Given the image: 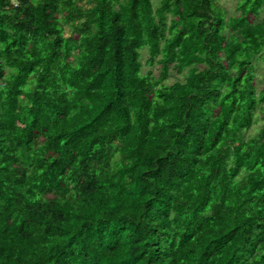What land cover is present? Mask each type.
I'll list each match as a JSON object with an SVG mask.
<instances>
[{"label":"trees","instance_id":"16d2710c","mask_svg":"<svg viewBox=\"0 0 264 264\" xmlns=\"http://www.w3.org/2000/svg\"><path fill=\"white\" fill-rule=\"evenodd\" d=\"M218 1L0 0V264H264V0Z\"/></svg>","mask_w":264,"mask_h":264},{"label":"rangeland","instance_id":"374dc122","mask_svg":"<svg viewBox=\"0 0 264 264\" xmlns=\"http://www.w3.org/2000/svg\"><path fill=\"white\" fill-rule=\"evenodd\" d=\"M219 5L224 8L225 10V17H230L235 13V6H236V0H219L218 1ZM146 58H147V53L145 50L141 51V58L140 62L142 64L141 68V74L145 75L148 72H152L153 75L158 76V67L157 65H148L146 64ZM256 88H260L261 86L264 85V68L262 67V64L260 63L259 66L256 69ZM187 70H183V72L178 75L176 73H171L170 77L166 81H164V84H171L174 81H182L186 75ZM257 129V126L254 127L249 132V135H252Z\"/></svg>","mask_w":264,"mask_h":264}]
</instances>
